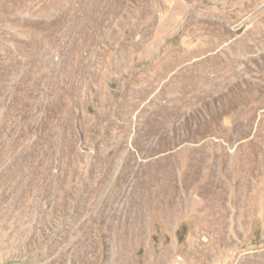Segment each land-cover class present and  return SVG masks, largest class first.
Returning a JSON list of instances; mask_svg holds the SVG:
<instances>
[{
  "label": "rangeland",
  "instance_id": "obj_1",
  "mask_svg": "<svg viewBox=\"0 0 264 264\" xmlns=\"http://www.w3.org/2000/svg\"><path fill=\"white\" fill-rule=\"evenodd\" d=\"M0 264H264V0H0Z\"/></svg>",
  "mask_w": 264,
  "mask_h": 264
}]
</instances>
